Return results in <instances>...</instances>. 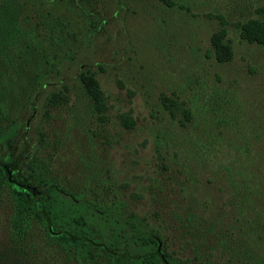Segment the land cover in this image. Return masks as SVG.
<instances>
[{
  "label": "rangeland",
  "instance_id": "1",
  "mask_svg": "<svg viewBox=\"0 0 264 264\" xmlns=\"http://www.w3.org/2000/svg\"><path fill=\"white\" fill-rule=\"evenodd\" d=\"M187 3L189 10L134 9L119 34L100 39L84 52L87 58L77 59L97 77L104 112L86 95L79 96L83 92L76 81L70 83L59 104L35 112L33 125L42 127L48 139L41 153L68 189L145 216L173 258L187 264H264V239L237 248L222 233L200 232L236 192L231 181L245 185L221 167L238 157L245 143L264 162V50L241 40L236 26L245 17L264 18L259 10L264 0ZM221 26L234 53L232 60L216 63L204 51L212 31ZM8 39H0V47ZM8 77L0 73V116L12 114L1 93ZM189 79L197 83L195 90L185 89ZM217 88L223 95L212 91ZM181 102L193 105L192 118L185 117ZM214 130L231 144L221 147ZM261 177L259 189H264ZM192 215L199 223H190ZM230 224L240 226L236 219L225 220L222 232Z\"/></svg>",
  "mask_w": 264,
  "mask_h": 264
},
{
  "label": "trees",
  "instance_id": "2",
  "mask_svg": "<svg viewBox=\"0 0 264 264\" xmlns=\"http://www.w3.org/2000/svg\"><path fill=\"white\" fill-rule=\"evenodd\" d=\"M147 5L157 12L189 10L187 0H0V39L9 37L10 42L0 47V73L9 75L1 93L12 111L0 116V264H187L163 249L158 229L145 216L125 205H101L95 197L62 185L49 170L50 159L41 153L48 144L46 133L33 125L35 112L59 104L74 81L83 92L79 96L86 95L104 112L97 77L77 59L87 58L84 52L100 39L119 34L128 14ZM236 26L241 40L264 50L263 17H245ZM233 53L226 29L212 31L204 55L224 63ZM206 83L203 80L201 87ZM195 85L189 79L185 89ZM212 91L223 95L220 88ZM164 104L175 118L172 107ZM181 110L186 118L194 116L193 105L181 102ZM214 133L221 147L231 144ZM240 151L221 169L242 178L245 185L232 180L236 192L227 196L228 204L214 215L211 226L200 230L206 235L222 233L237 248L264 239V189L258 183L264 175L263 156L246 143ZM190 218L191 224L199 223L198 216ZM230 219L240 226L230 224L222 232L220 225ZM220 246L214 248L222 254Z\"/></svg>",
  "mask_w": 264,
  "mask_h": 264
}]
</instances>
